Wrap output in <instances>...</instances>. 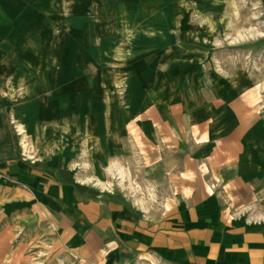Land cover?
Instances as JSON below:
<instances>
[{
  "label": "rangeland",
  "instance_id": "rangeland-1",
  "mask_svg": "<svg viewBox=\"0 0 264 264\" xmlns=\"http://www.w3.org/2000/svg\"><path fill=\"white\" fill-rule=\"evenodd\" d=\"M236 121L264 123L263 0H0V155L16 170V200L31 198L19 177L38 168L83 201L151 200L156 149L121 127L143 139L155 123L179 128L190 141L162 152L165 166L212 156ZM200 132L212 141L198 146ZM28 212L0 209V264L13 251L37 264Z\"/></svg>",
  "mask_w": 264,
  "mask_h": 264
},
{
  "label": "crops",
  "instance_id": "crops-1",
  "mask_svg": "<svg viewBox=\"0 0 264 264\" xmlns=\"http://www.w3.org/2000/svg\"><path fill=\"white\" fill-rule=\"evenodd\" d=\"M245 102L257 111L255 101ZM132 129L134 143L156 149L148 185L163 195L146 200L135 193L144 200L141 207L133 200L83 201L41 168L21 174L31 198L16 200V170L0 155L11 179L4 184L0 176V196L6 195L0 209L29 211L28 222L35 221L39 233L37 264H264V123L236 121L234 135L213 138L212 156L194 162L184 154L180 163L165 166L161 153L172 155L175 144L190 139L169 122L152 124L149 139L137 125L121 127ZM206 135L200 132L198 146L210 139ZM6 256L7 264H20L26 255Z\"/></svg>",
  "mask_w": 264,
  "mask_h": 264
},
{
  "label": "bare ground",
  "instance_id": "bare-ground-1",
  "mask_svg": "<svg viewBox=\"0 0 264 264\" xmlns=\"http://www.w3.org/2000/svg\"><path fill=\"white\" fill-rule=\"evenodd\" d=\"M109 172H112L111 169H109ZM112 175H114V174H112ZM116 175L119 177L120 180L123 177V173H122V171L120 169L119 170L118 169L116 170ZM92 182H93L92 179H87V180L84 181V183H92ZM94 183H95L94 185L96 187H99L100 189H110V187H111L110 184H108L107 182H103V181H100V180H96ZM119 184H120V182H119ZM133 193H134V189L132 188L131 189V194H133ZM134 203L136 205H138L139 207L142 206V201H140V200L135 199L134 200Z\"/></svg>",
  "mask_w": 264,
  "mask_h": 264
}]
</instances>
